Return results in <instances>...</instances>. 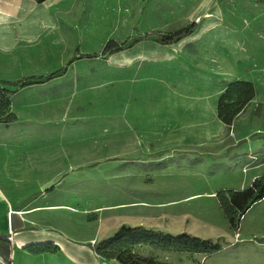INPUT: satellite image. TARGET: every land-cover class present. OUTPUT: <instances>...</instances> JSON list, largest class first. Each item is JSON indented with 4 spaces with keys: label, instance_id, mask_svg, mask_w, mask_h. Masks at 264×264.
<instances>
[{
    "label": "crops",
    "instance_id": "crops-1",
    "mask_svg": "<svg viewBox=\"0 0 264 264\" xmlns=\"http://www.w3.org/2000/svg\"><path fill=\"white\" fill-rule=\"evenodd\" d=\"M134 1L0 0V80L16 82L29 76H47L65 67L62 74L25 85L9 95V108L16 119L3 125L19 126L9 134L14 147L19 148L9 153L8 164L0 172V236H12L10 242L0 238V255L6 256L11 248L12 264H107L95 257L88 243L92 238L102 240L112 236L122 225L198 236L197 229L202 225L204 229L212 226L216 223L214 216H218V221L221 217L228 226L226 234H215L223 241L227 234L231 236L232 229L216 193L227 189L242 191L250 186L251 179L264 174V152L258 151L264 138L249 139L246 133L250 125L244 119L247 125L243 123L236 128V120L244 118L246 110L237 114L231 124H225L217 116L218 97L229 82L254 83L243 75L244 71L235 70V61L259 63L264 87V0H255L262 7L244 11L241 22L237 23H212L217 12L209 13L210 29L225 33L216 36V40L222 38L225 49L216 53L212 69L206 61L211 70H206L211 75L209 78L189 77L188 86L178 91V95L184 96L183 101L175 106L162 105L160 110L152 104L153 82L160 74L161 79H166L163 69L170 63L169 47L191 40L203 24L192 18L189 25L194 22L195 27L189 34L162 43L156 35H143L167 34L187 24L168 32L157 30L146 21L152 11L138 8ZM122 21L132 22L130 30L121 34L118 27L115 35L109 37L119 44L141 37L109 54L117 72L114 76V198L99 209L114 217L111 222L103 223L101 215L92 232L80 235L70 230V223L58 219L59 215L81 214L78 209L90 206L88 196L76 194L90 190L84 188L86 183L74 180L79 172L72 168L79 159L75 152L82 148L73 145L95 144L92 142L95 138H75L68 134L71 130L67 132V128L73 123L75 106L81 105L79 98L93 94L95 84L86 81L88 71L77 70L99 61L98 52L109 40L106 32ZM87 53L97 56H79ZM123 64H130L132 69L128 87L127 83H121ZM126 95L129 103L122 107ZM256 96L255 88L251 101ZM261 96L264 97V91ZM168 108L172 109L171 117L167 115ZM122 118L126 123H122ZM211 124L224 127L226 133L203 132ZM53 128L62 132L58 134ZM134 145H140L136 153ZM141 145L147 147L143 152L139 149ZM169 147L178 151H164ZM99 167L96 169L101 170ZM80 174L91 172L84 170ZM233 175L236 178L231 180L212 179ZM148 176L153 177L151 182H147ZM101 190L107 188L103 186ZM148 191L156 195H147ZM262 202L264 195L253 204ZM201 203L212 206L209 216L196 210ZM90 221L83 219L84 224ZM103 227L106 234L102 236ZM248 233L252 232L239 234ZM48 243L58 246V250L33 253L28 249L31 245ZM112 261L110 264H122Z\"/></svg>",
    "mask_w": 264,
    "mask_h": 264
},
{
    "label": "rangeland",
    "instance_id": "rangeland-1",
    "mask_svg": "<svg viewBox=\"0 0 264 264\" xmlns=\"http://www.w3.org/2000/svg\"><path fill=\"white\" fill-rule=\"evenodd\" d=\"M132 1L133 0H131V2ZM134 3L135 5L137 4L138 8H142V10L150 9L152 13L146 20L147 23L163 32L177 29L185 24L188 26L192 18H197L199 22L203 24L202 29L194 34L191 40L169 47L170 63L165 64V68L163 69V74L166 79H161L162 75L160 74L159 79L153 82L154 94L152 97V104L158 107L156 109L159 110L162 109V105L175 106L178 102L183 101L184 96L178 95V91H183L184 88L188 86L187 80L189 77L198 75V77L203 76L204 78H209L211 75H208L206 70L211 71L210 68L212 69V64L217 58L216 53L225 49L222 38L221 41H219V39L216 40V36H222L225 33L210 29L209 23L212 21H210L209 13L213 10L217 12V16L214 17L216 21L212 23H237L241 22V14L244 11L262 7V5L255 0H135ZM118 27H121L119 29L121 34H126L132 27V22L125 23V21H122L120 25H112L106 32L108 39H112V37L109 36H114L117 32L115 29L117 30ZM98 57L99 61L90 63L87 67L81 66L79 68L81 70H77L79 72L88 71L85 72L87 73L85 79L87 82H91L93 85L95 84V86L92 90L93 94L88 93L79 98L81 105L79 108L75 106L73 123L70 124V128H67V132L71 130L68 134L73 135L75 138L81 137L82 139H87V137H89L91 140L95 138L92 141L95 144H85L82 142L83 144L73 145V147L82 148L80 151H77V153L75 152V156L79 155V159H77L72 168L79 172H77L78 175H75L74 180H78L79 183H86L87 185H84V188H89L90 190L89 192L77 191L76 194L78 196H88L90 206L85 209H78L81 214H64L58 217L60 221L70 223V230L80 235H88L90 231L92 232L93 227L98 222L97 218L101 215L103 217V223L111 222L110 219L114 217V214L108 211L101 212L99 208L106 201H111L114 198L112 188L115 182L114 159H116L114 141V76L117 72L114 68L113 56L102 54L99 51ZM206 61L210 62V68L206 64ZM234 63L235 70L240 69V72L244 71L243 75L245 74L250 80L254 81V86L258 93V96L252 101L250 100L243 108L244 111L246 110V115L244 118L236 120V128L242 127L241 125L243 123L247 125V123L244 122L245 120L249 122L250 125V131L246 133L249 139L255 136L264 138V97H260V94L264 91V87L261 85L263 82L261 76L263 74L260 64L243 60L238 62L235 61ZM85 68L88 69L84 70ZM130 70H132L130 64L122 65L121 83H127ZM135 71L134 73H136ZM128 86L127 83V87ZM122 87H124V85H122ZM122 92H124L123 89ZM127 95L125 100L123 97L122 107L129 103ZM241 112H243V110ZM172 113V109L168 108L167 115L171 117ZM210 119L209 121L211 122L212 120ZM168 120L172 122L171 118ZM121 121L122 123H126L123 118ZM217 125L214 126V124H211V126L208 127L209 129L203 128L202 130L203 132L210 130L224 131L226 133V130H223L224 127L221 128ZM7 127L8 126L3 125V123H0V172H2L1 169L4 168V165L8 164L9 153L12 150H16L15 148H19L14 147L13 139H9V134H11L12 130H17L19 126L14 124L10 128ZM227 129L230 128L228 127ZM52 130L55 132L56 130L57 132L59 131L58 134L62 132L60 128H53ZM29 131L33 132V129ZM98 141L99 143H96ZM137 147H140V145H134L133 147L135 153L137 152ZM141 148H139L141 152L144 151L143 149H147L145 145H141ZM95 151L99 152L98 155H96ZM164 151L177 152L178 150L169 147ZM258 151L260 154L264 152V140L259 145ZM257 156L258 155H256V157ZM97 165H100L99 169L101 170L96 169ZM84 170L90 171L91 174H80ZM235 178V175L229 177H212L215 181L219 179L231 180ZM146 179L147 182H151L153 177L148 176ZM257 179L258 178L251 179V184H253L255 188H258L259 184ZM254 180L256 182H254ZM103 186H105L107 190H101ZM81 188H83V186H81ZM252 191L255 190L252 189ZM134 194L136 195V193ZM146 194L150 196L156 195V193L150 191L146 192ZM243 196L244 194H235V198H242ZM212 209L209 203H201L199 208H196V210H201L203 214L206 213L208 216ZM83 211L84 213H82ZM236 212H239V209H237ZM217 217L218 216H214L213 221L215 220L216 223L212 226L207 227L208 225H206L207 228L204 229L205 225H202L197 229L199 231L195 233L200 239H210L213 243H217V246L210 251L204 252L183 249L189 242L181 240H173L170 242V248H162L160 246L150 245L149 243H141L131 246V250L138 256L155 260L161 264H264V202L253 204L249 207L244 213V216L242 215V218H239L238 226L229 231L231 236H229V234H227L226 237L221 236L223 237V241H220L219 236L217 237L215 234L217 232L226 234L228 226L226 220L224 221L220 217L218 221ZM83 219L91 221L84 224ZM103 226L105 225L103 224ZM241 231L244 233H252L243 236L239 234ZM105 232V227H103L100 234L103 236L106 234ZM191 234L193 235V233ZM99 241L100 240L96 238H92L88 243L95 257H97L101 263L106 262L110 264V260L115 261L114 259H105L95 252L94 247ZM100 251L104 250L100 249Z\"/></svg>",
    "mask_w": 264,
    "mask_h": 264
},
{
    "label": "trees",
    "instance_id": "trees-1",
    "mask_svg": "<svg viewBox=\"0 0 264 264\" xmlns=\"http://www.w3.org/2000/svg\"><path fill=\"white\" fill-rule=\"evenodd\" d=\"M194 27L195 23L193 22L188 26L182 27L179 30L167 34L149 32L145 33L143 36L149 37L151 35H156L157 41L162 43H171L189 34L194 29ZM140 37V35L135 36L131 40L122 42L120 44L113 39H109L103 46L101 53L110 54L114 51L126 48L130 46L133 41ZM79 56L94 57L97 56V53L80 54ZM64 70L65 67L58 71L52 72L47 76H29L16 82L0 80V123L8 124L16 119L15 113L9 108V95L11 93L25 85L43 82L52 77L60 75L64 72ZM254 95L255 87L252 82L248 80H233L229 82L220 93L217 100L218 118L225 124H231L233 119L243 110V108L253 98ZM257 178L259 182L258 188H255L253 184H251L242 191L227 189L219 190L216 193L218 202L223 209L231 229H235L238 226L239 218L243 215L245 210L250 207L251 204L263 197L264 174ZM254 182L256 181L254 180ZM252 189L255 191H252ZM236 193L244 194V196L242 198H235ZM237 209H239V212H236ZM0 238L4 237L0 236ZM173 240L188 241L189 243L183 247V249L186 250H199L207 252L217 246V243H213L210 239H200L199 237L192 236L186 232L171 235L169 233H164L153 229H146L142 226L129 227L122 225L112 236L100 240L99 243L95 245L94 249L97 254L103 256L105 259H114L122 264H161L155 260L136 255L132 252L131 246L139 245L141 243H149L150 245H156L162 248H170L171 245L169 243ZM28 249L33 253L45 251L56 252L58 250V246L48 243L45 245H31L28 247ZM100 249H103L104 251H100Z\"/></svg>",
    "mask_w": 264,
    "mask_h": 264
},
{
    "label": "built area",
    "instance_id": "built-area-1",
    "mask_svg": "<svg viewBox=\"0 0 264 264\" xmlns=\"http://www.w3.org/2000/svg\"><path fill=\"white\" fill-rule=\"evenodd\" d=\"M4 238L9 242L12 240V236L10 234L4 236ZM11 250L12 249L10 248L9 254L6 257L0 255V264H12L13 259L11 256Z\"/></svg>",
    "mask_w": 264,
    "mask_h": 264
}]
</instances>
